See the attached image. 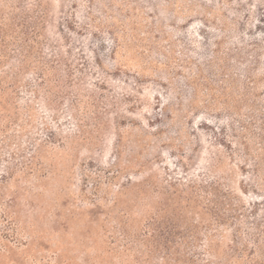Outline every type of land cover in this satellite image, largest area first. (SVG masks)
I'll return each instance as SVG.
<instances>
[{
  "label": "rangeland",
  "instance_id": "374dc122",
  "mask_svg": "<svg viewBox=\"0 0 264 264\" xmlns=\"http://www.w3.org/2000/svg\"><path fill=\"white\" fill-rule=\"evenodd\" d=\"M0 264H264V0H0Z\"/></svg>",
  "mask_w": 264,
  "mask_h": 264
}]
</instances>
